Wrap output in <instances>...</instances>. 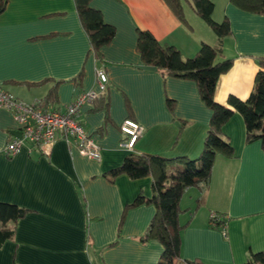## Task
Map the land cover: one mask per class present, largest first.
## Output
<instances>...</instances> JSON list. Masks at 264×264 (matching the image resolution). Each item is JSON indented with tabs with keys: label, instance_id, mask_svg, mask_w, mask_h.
I'll use <instances>...</instances> for the list:
<instances>
[{
	"label": "crops",
	"instance_id": "0c3cea01",
	"mask_svg": "<svg viewBox=\"0 0 264 264\" xmlns=\"http://www.w3.org/2000/svg\"><path fill=\"white\" fill-rule=\"evenodd\" d=\"M212 1L215 17L229 20L231 33L223 38L222 51L233 59L218 78L214 98L222 104L229 95L244 100L252 91L258 59L264 57V14L244 11L230 0ZM181 2L186 22L164 0H91L115 27L98 61L74 0H8L0 13V88L36 105L57 82L48 108L62 111L82 91L98 90L96 69L103 68L108 106L95 110L93 102L79 114L100 147L99 162L61 138L49 154L24 145L6 155L5 146L15 137L11 131L19 126L0 107V201L31 210L5 225L14 229V236L0 246V264L157 263L162 245L140 241L155 207L141 204L124 212L140 192L151 196V177L119 175L110 182L103 173L130 152L195 158L201 151L211 112L196 83L163 76L144 64L136 49L137 28L177 47L183 57L193 56L201 43H217L189 1ZM166 97L174 101L172 111ZM125 119L143 127L132 151L119 146L126 137L120 130ZM222 132L234 155L216 154L203 197L196 187L181 197L179 221L185 226L178 264H241L250 250L264 252V151L258 140L246 141L238 113ZM213 212L226 218L225 230L210 226Z\"/></svg>",
	"mask_w": 264,
	"mask_h": 264
},
{
	"label": "trees",
	"instance_id": "16d2710c",
	"mask_svg": "<svg viewBox=\"0 0 264 264\" xmlns=\"http://www.w3.org/2000/svg\"><path fill=\"white\" fill-rule=\"evenodd\" d=\"M164 1L181 22H186L181 0ZM188 1L196 15L216 35L215 45L201 43L193 56L183 57L177 47L163 44L148 30L137 28L136 49L143 63L155 67L163 76L189 79L196 83L201 100L211 112L201 151L195 158L185 155L169 157L161 154L130 152L118 166L103 173L110 182L119 175H126L133 180L151 177V196L147 197L140 192L131 203L125 206L124 212L141 204H152L155 207V213L140 237V241L156 240L162 245L156 264H178L181 258V231L185 226L179 221V215L184 212L179 205L180 199L192 187L199 189L200 198L203 197L211 181L216 154L226 157L234 155L233 146L224 136L222 127L235 113L240 114L243 119L246 141L258 140L264 151V57L258 59L259 70L249 96L242 100L229 95L225 104L218 103L214 98L218 78L233 64V59L225 57L222 51V40L231 33L229 20L224 18L217 23L212 19L214 9L212 0ZM230 1L244 11L264 14V0ZM7 2L8 0H0V13L4 11ZM74 3L80 23L88 36L91 51L96 60L100 61L101 49L113 39L115 27L104 21L101 11L90 5L91 0H74ZM56 87L57 82L35 106L43 111L48 110V106L55 101ZM105 97V93H101L95 99V110H106L108 103ZM165 102L172 111L174 101L166 97ZM29 212L31 210L25 207L0 201V246L14 236V229L5 226L7 222L15 223ZM225 224L226 218L221 214L210 218L212 227L225 230ZM86 239L88 242V236ZM184 263L203 264L198 260H184ZM241 264H264V252L250 250L247 260Z\"/></svg>",
	"mask_w": 264,
	"mask_h": 264
},
{
	"label": "built area",
	"instance_id": "2783aa9c",
	"mask_svg": "<svg viewBox=\"0 0 264 264\" xmlns=\"http://www.w3.org/2000/svg\"><path fill=\"white\" fill-rule=\"evenodd\" d=\"M96 83L98 90L82 91L62 111L51 108L43 111L0 88V107L12 113L21 133L20 137L15 136L7 143L5 154L13 155L24 145L41 154H49L55 141L61 138L72 143L80 155L97 162L101 161L100 147L79 120L81 109L92 104L106 90L108 78L103 68L96 69ZM120 130L126 137L119 146L132 151L143 132V127L132 119H125L120 125ZM216 215L217 213L213 212L210 218Z\"/></svg>",
	"mask_w": 264,
	"mask_h": 264
},
{
	"label": "rangeland",
	"instance_id": "374dc122",
	"mask_svg": "<svg viewBox=\"0 0 264 264\" xmlns=\"http://www.w3.org/2000/svg\"><path fill=\"white\" fill-rule=\"evenodd\" d=\"M188 1V0H187ZM183 14H184V9H183ZM216 16V14L214 13H212V19L215 21V22H217V23H219V22H221L224 18H217V17H215ZM217 19V20H216ZM185 21H188V19L185 17ZM208 26V25H207ZM209 27V26H208ZM209 29H210V31H211V33H214L213 31H212V29L209 27ZM213 35H215V34H213ZM222 46H223V40H222Z\"/></svg>",
	"mask_w": 264,
	"mask_h": 264
},
{
	"label": "water",
	"instance_id": "95a60500",
	"mask_svg": "<svg viewBox=\"0 0 264 264\" xmlns=\"http://www.w3.org/2000/svg\"><path fill=\"white\" fill-rule=\"evenodd\" d=\"M176 124L178 125V122H176ZM11 134H13L16 137H20L21 136V133H20L19 130H12Z\"/></svg>",
	"mask_w": 264,
	"mask_h": 264
}]
</instances>
